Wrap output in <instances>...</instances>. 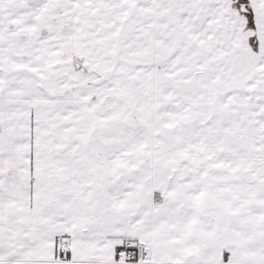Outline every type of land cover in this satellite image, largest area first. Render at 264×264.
Segmentation results:
<instances>
[{"label":"snow or ice","instance_id":"1","mask_svg":"<svg viewBox=\"0 0 264 264\" xmlns=\"http://www.w3.org/2000/svg\"><path fill=\"white\" fill-rule=\"evenodd\" d=\"M0 264H264V0H0Z\"/></svg>","mask_w":264,"mask_h":264}]
</instances>
